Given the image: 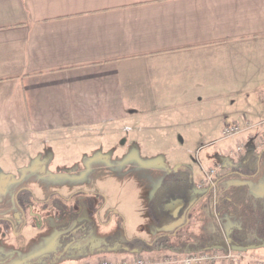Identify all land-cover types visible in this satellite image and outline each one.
Instances as JSON below:
<instances>
[{"label": "crops", "instance_id": "crops-1", "mask_svg": "<svg viewBox=\"0 0 264 264\" xmlns=\"http://www.w3.org/2000/svg\"><path fill=\"white\" fill-rule=\"evenodd\" d=\"M263 119L264 0H0V162L102 129L192 179L186 146L249 122L219 151L255 150ZM237 261L214 264H263Z\"/></svg>", "mask_w": 264, "mask_h": 264}, {"label": "rangeland", "instance_id": "rangeland-1", "mask_svg": "<svg viewBox=\"0 0 264 264\" xmlns=\"http://www.w3.org/2000/svg\"><path fill=\"white\" fill-rule=\"evenodd\" d=\"M101 130L95 136L92 130L59 139L36 136L41 142L35 145H28L27 137L19 136L21 146H16L8 162H0V264H85L89 259L94 262L96 256L111 257L113 253L126 251L118 248L126 238L151 240L175 230V222H155L150 214L151 203L154 207L157 202L156 191L159 193V188L169 184V177L160 172L165 161L161 164L145 146L123 145L122 152H118L121 145L115 144V137ZM238 136L240 133L221 138L218 134L208 144L186 146L189 150L183 162L190 166L194 182L216 165L215 187V175L224 172L221 170L230 160L228 153L223 155L219 150ZM3 137L0 130V150ZM30 143H34V138ZM154 165L160 169H154ZM194 182L192 201L203 191ZM232 185H243L251 195L264 196V156L256 175L227 174L219 179L217 187ZM22 190L32 193V204L26 213L16 198ZM208 200V194L201 196L189 218L182 220L187 223V235L192 241L213 231L216 224ZM61 207L66 212L58 217ZM219 221L226 232L237 224L236 218L228 214L221 215ZM65 222L69 223L67 230L74 240L63 254L59 235ZM108 241L120 243L110 249L104 246ZM229 250L219 253L226 254ZM231 251L240 260L247 257L264 264V243ZM220 261L227 262L217 260Z\"/></svg>", "mask_w": 264, "mask_h": 264}, {"label": "trees", "instance_id": "trees-1", "mask_svg": "<svg viewBox=\"0 0 264 264\" xmlns=\"http://www.w3.org/2000/svg\"><path fill=\"white\" fill-rule=\"evenodd\" d=\"M228 155L230 160L226 162L236 167L229 171L230 173L253 176L257 174L260 159L264 156V145L256 147L255 150H233ZM229 172L224 171L215 175V187L208 184L200 186L202 187L200 189L203 190L202 193L196 194L195 200L192 201L195 195L193 188H191L192 179L179 169H171L167 174L170 179L169 184H166L164 188H159V193L156 191V205L153 207L154 203H151L150 214L155 222L182 221L186 217L189 218L190 211L197 200L204 194H208V208L212 219L216 221L213 231L202 235L199 240L192 241L187 235V223L184 221L176 226L173 232L158 234L151 240L140 237L126 238L121 242L123 245L118 246V248L125 250L124 248L127 247L128 250L122 251L127 254H133L130 250L137 248V253L147 257L159 258L163 254L183 255L204 249L217 252H224L227 249L243 251L264 243V196L251 195L243 185L218 188L219 179ZM73 195L75 193L69 195V198ZM16 198L19 206L26 213L29 205L32 204L31 191H19ZM59 212L58 217L63 216L66 210L61 207ZM223 214L232 215L237 221V224L228 232L221 227V223L218 224L217 222ZM68 224L65 222L64 229L59 235L62 245H65L66 242H72L73 239L70 230H67ZM81 228H84V223ZM117 243L120 242L110 241L104 246L113 249ZM113 255L109 258L114 259L115 256Z\"/></svg>", "mask_w": 264, "mask_h": 264}, {"label": "built area", "instance_id": "built-area-1", "mask_svg": "<svg viewBox=\"0 0 264 264\" xmlns=\"http://www.w3.org/2000/svg\"><path fill=\"white\" fill-rule=\"evenodd\" d=\"M264 124V119L256 124ZM254 123L245 122L244 124H239L237 122L225 124L221 131V138L230 137L235 134L241 133L244 130H249L250 127H253ZM257 137V136H256ZM264 145V133L260 134L258 138H256V146ZM244 145L242 143L238 144L235 147L236 151L243 150ZM217 169V166H211L208 170L205 171L204 176L199 180L198 186H202L203 183H211L213 184L214 173ZM232 251L229 250L226 254H220L217 251L211 250H201L197 252H190L183 255H171V254H163L159 258H152L144 256L140 253L134 254L131 257H123L118 258L116 260H110L105 257L97 258L93 264H214L217 263L218 259H225L227 262H235L239 258L237 255L232 256ZM85 264H92L86 262Z\"/></svg>", "mask_w": 264, "mask_h": 264}, {"label": "flooded vegetation", "instance_id": "flooded-vegetation-1", "mask_svg": "<svg viewBox=\"0 0 264 264\" xmlns=\"http://www.w3.org/2000/svg\"><path fill=\"white\" fill-rule=\"evenodd\" d=\"M68 247H69V242H67L64 246H63V248H62V253H64V252H67L68 251ZM104 248V247H103ZM106 248V247H105ZM60 255H61V253H60Z\"/></svg>", "mask_w": 264, "mask_h": 264}, {"label": "water", "instance_id": "water-1", "mask_svg": "<svg viewBox=\"0 0 264 264\" xmlns=\"http://www.w3.org/2000/svg\"><path fill=\"white\" fill-rule=\"evenodd\" d=\"M124 249H125V250H128L127 247H125ZM130 251H132V252H138V249H137V248H133V249H131ZM61 253H62V252H61Z\"/></svg>", "mask_w": 264, "mask_h": 264}]
</instances>
